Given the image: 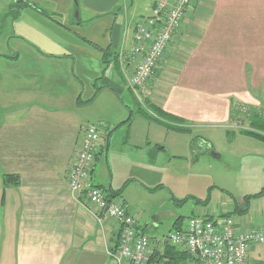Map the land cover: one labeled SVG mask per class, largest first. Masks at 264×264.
<instances>
[{
    "label": "crops",
    "instance_id": "1",
    "mask_svg": "<svg viewBox=\"0 0 264 264\" xmlns=\"http://www.w3.org/2000/svg\"><path fill=\"white\" fill-rule=\"evenodd\" d=\"M155 1L83 0L76 20L74 0H0V264H116L107 251L118 245L117 222L67 182L83 127L95 121L105 125L93 182L122 199L135 230L147 234L151 223L158 232L162 220L170 228L150 238L145 264H194L169 240L191 216L229 215L237 230L264 227V185L245 193L261 191L246 208L222 198L184 215L171 165L196 147L218 152L223 139L264 150L263 141L229 129L231 104L264 108V0H191L186 7L146 99L183 118L190 132L134 110L128 73L114 62ZM218 128L226 134L211 130ZM4 174L18 183L4 185ZM247 261L264 264V242L249 244Z\"/></svg>",
    "mask_w": 264,
    "mask_h": 264
},
{
    "label": "built area",
    "instance_id": "2",
    "mask_svg": "<svg viewBox=\"0 0 264 264\" xmlns=\"http://www.w3.org/2000/svg\"><path fill=\"white\" fill-rule=\"evenodd\" d=\"M191 0H156L150 13L136 23L132 44L120 50L117 60L128 73L126 85L135 100L143 106L147 82L155 75L158 63L177 34L186 7ZM103 121L84 125L67 172L71 192L82 195L118 224V245L107 251L116 264H145L150 252V237L134 228V219L122 199L93 182V165L98 152ZM169 240L184 246L193 255L194 264H249L247 249L252 242H264V227L237 230L229 215L191 216L184 228L171 234Z\"/></svg>",
    "mask_w": 264,
    "mask_h": 264
},
{
    "label": "rangeland",
    "instance_id": "3",
    "mask_svg": "<svg viewBox=\"0 0 264 264\" xmlns=\"http://www.w3.org/2000/svg\"><path fill=\"white\" fill-rule=\"evenodd\" d=\"M82 3L83 0H76L75 2L76 8L71 17L76 20L78 16L76 17L75 12L79 13V7H82ZM126 4L120 1L122 8ZM139 6H143V0ZM57 19L59 20L58 17ZM145 99L146 97L143 98V100ZM143 106L148 110L145 101H143ZM132 107L136 110L138 105L133 101ZM240 109L242 113L246 111L244 107ZM261 110L262 118H264V108ZM243 116L244 114H238L233 121H229V129L234 130V132H239V129H248L250 127L248 118ZM211 130L216 133L223 131L226 134V131L221 128ZM233 142L234 144L231 145L232 143H226L223 139L220 145L218 140V152L207 145L204 146L207 150L196 147L195 153L189 159H173L171 165H175L179 173V181L174 188L179 195L176 203L184 215H190L191 209L195 205L197 207L203 206L207 200L210 202L206 205L211 208L218 206L222 198L231 202L243 200L247 195L245 193L258 191L264 185V150L259 151L241 139H236ZM163 156L165 155L159 154L158 160L163 161L166 158ZM149 225L147 235L153 240L160 236L159 231L166 233V228L170 229L164 220L158 223V232L152 230L151 223Z\"/></svg>",
    "mask_w": 264,
    "mask_h": 264
},
{
    "label": "trees",
    "instance_id": "4",
    "mask_svg": "<svg viewBox=\"0 0 264 264\" xmlns=\"http://www.w3.org/2000/svg\"><path fill=\"white\" fill-rule=\"evenodd\" d=\"M116 60L117 58L115 57L114 62L117 64ZM144 101H145V106H147L148 110L146 108H143L144 106L138 103L137 104L138 108L136 109L138 113H140L146 118H161L163 124H165L169 128L190 132L189 128H185L182 126L185 121L183 118L163 111L159 106H156L150 103L147 99H145ZM241 107H244L246 109L244 113H242L240 109ZM259 110L261 109L253 108L251 106L243 105L240 103H233L231 104L230 118L234 119L238 114H244L243 117L248 118V123L250 127L248 129H239L238 131L248 136L257 138L264 142V118H262V115H261L262 110L260 112ZM128 121H129V118H127V120H125L124 122H128ZM170 123H174L175 125H172ZM9 183L17 184L18 183L17 176L12 175V174H4L3 184L8 185ZM156 188H162V186H157ZM259 193H261V191L258 193L252 194V195L250 194L245 195L244 199L242 200V202L245 204V208H246L248 200L251 197L258 195ZM108 196H112V195L108 193ZM208 201L209 200L205 201L203 205H206ZM118 237H119V234H118Z\"/></svg>",
    "mask_w": 264,
    "mask_h": 264
},
{
    "label": "water",
    "instance_id": "5",
    "mask_svg": "<svg viewBox=\"0 0 264 264\" xmlns=\"http://www.w3.org/2000/svg\"><path fill=\"white\" fill-rule=\"evenodd\" d=\"M75 2H76V0H74ZM77 12H75V15H76V17H77ZM216 157H219L217 154H214Z\"/></svg>",
    "mask_w": 264,
    "mask_h": 264
}]
</instances>
